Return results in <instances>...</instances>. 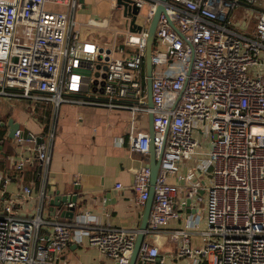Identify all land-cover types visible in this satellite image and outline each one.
Instances as JSON below:
<instances>
[{
  "label": "built area",
  "instance_id": "1",
  "mask_svg": "<svg viewBox=\"0 0 264 264\" xmlns=\"http://www.w3.org/2000/svg\"><path fill=\"white\" fill-rule=\"evenodd\" d=\"M159 1L111 0L126 27L102 44L84 27H107L108 20H82L80 0H0V96L55 108L42 135L18 128V156H7L15 171L37 165L40 183L11 196L5 185L12 175L0 172V264H56L71 243L85 240L118 264L129 262L139 230L101 223L91 212L44 217L56 115L67 102L126 110L127 141L140 153H149L150 134L138 131L137 118L154 113L155 149L159 155L164 145V152L138 256L143 264L167 260L163 232L177 243L174 264H264V0H168L157 21L150 108L144 57ZM187 160L210 178L205 227L199 212L167 230L182 209L199 205L195 171H181ZM150 175L148 165L135 172L137 204L150 196ZM18 203L34 211L22 214Z\"/></svg>",
  "mask_w": 264,
  "mask_h": 264
},
{
  "label": "crops",
  "instance_id": "2",
  "mask_svg": "<svg viewBox=\"0 0 264 264\" xmlns=\"http://www.w3.org/2000/svg\"><path fill=\"white\" fill-rule=\"evenodd\" d=\"M88 1L90 0H85L80 13ZM80 17L87 19L93 16L82 14ZM54 109L52 104L41 105L27 98L0 96V121L6 127V135L9 133L10 119L20 123V128L25 133L42 135L44 128L48 127L55 117ZM45 110L49 112V117L43 114ZM56 116V137L47 184L48 199L53 198L58 191L62 194L77 195L75 214L91 212L101 223L139 230L147 203L137 204L132 184L135 172L143 165L149 166L151 155L129 147L127 136L130 114L126 110H110L92 104L67 102L59 107ZM148 125L149 115L137 126L138 131L148 130ZM122 140L124 142L121 143ZM15 149L14 146L11 155L16 158L18 153L16 154ZM9 163V168L0 169V172L12 175V180L5 185L8 195L18 194L23 184L32 182L37 186L40 183L38 174L35 179L31 175L27 178L25 173L14 170V161L9 160ZM180 166L183 172L195 171L194 181L200 182L197 194L199 205L182 209L181 221L172 222L166 229L180 227L185 222L184 217L199 212L203 220L201 228H204V207L208 187L211 185L210 178L202 174L199 168L196 169L193 160L183 161ZM170 181L183 185V181H179L176 176H171ZM118 183L122 185L121 188L116 186ZM2 198L0 194V207ZM46 206L45 219L71 220L61 216L62 211L69 208L68 206L63 204L62 208L57 207L54 211L49 202ZM16 207L22 214L34 211L26 209L23 203H18ZM46 229H51V226L47 225ZM160 246L162 254L167 257L163 264H174L170 256L175 254L177 243L168 237L167 232H163ZM56 264H118V262L114 258L105 257L98 247L89 245L85 240L81 243L76 241L71 243L59 256Z\"/></svg>",
  "mask_w": 264,
  "mask_h": 264
},
{
  "label": "water",
  "instance_id": "3",
  "mask_svg": "<svg viewBox=\"0 0 264 264\" xmlns=\"http://www.w3.org/2000/svg\"><path fill=\"white\" fill-rule=\"evenodd\" d=\"M83 4L85 2V0H80ZM168 0H160L159 3L157 4V10L154 13L151 21H150V26H149V30H148V34H147V38H146V50H145V74L147 77L146 80V93L148 95V106L150 108L154 107V102H153V95H152V72H153V59H152V53L154 50V46H155V34H156V29L158 26V19L161 15L162 12H165L166 9V2ZM120 2V1H119ZM137 12V11H136ZM134 29V28H133ZM121 48L124 47V44L122 43V45L120 46ZM107 51L109 52V49H107ZM99 58H101V56H99ZM9 124V137L11 139L15 138V132L18 128H20V123H18L17 121L15 122L14 119H10V121L8 122ZM148 133L150 134V155H151V160L149 163V167H151V175H150V196L146 201V208H145V212L141 218V224L139 227V231L137 233V236L135 238V244L132 250V253L130 255V259L128 264H143V261L140 260L138 258L139 256V251L141 249L142 244L145 241V233H146V229L148 227V219L151 213V209L153 206V200H154V195H155V184L157 181V178L159 176L160 170H161V159H162V155L164 152V145L162 147V151L159 155H157V151L155 149V131H154V113L149 112V125H148ZM38 141L42 142L43 138L42 137H38ZM2 148V143L0 142V149ZM78 196L77 195H70V194H62L60 191L56 192V194L54 195L53 198H51L48 202L49 205L51 206L52 211L56 210L57 207L62 208V205H66L68 206L70 203H74V206L66 208L62 211L61 216L72 219L73 216L75 215V210H76V202H77ZM187 204L190 205L192 203V199H188L187 200ZM160 259H157V264H159Z\"/></svg>",
  "mask_w": 264,
  "mask_h": 264
},
{
  "label": "rangeland",
  "instance_id": "4",
  "mask_svg": "<svg viewBox=\"0 0 264 264\" xmlns=\"http://www.w3.org/2000/svg\"><path fill=\"white\" fill-rule=\"evenodd\" d=\"M48 8V7H47ZM59 10H62L59 8ZM148 12V7H144L142 9V13L146 15ZM90 15L95 18L103 19L106 18L108 20V26L103 28H90L88 25L84 27V33L90 32L99 42L102 44L107 43L114 39L116 30H123L126 27L125 20L122 16V13L111 6V0H90L86 2L85 9L80 15ZM85 21V18H82ZM123 37H118V41H122ZM120 54H118L119 56ZM148 117L146 114L143 117L137 118L136 124L137 126L143 120V118ZM148 119V118H147ZM147 123V122H146ZM146 127V126H144ZM204 226V225H203ZM152 241V239H150ZM178 264H183L182 262H177ZM153 264V263H146Z\"/></svg>",
  "mask_w": 264,
  "mask_h": 264
},
{
  "label": "trees",
  "instance_id": "5",
  "mask_svg": "<svg viewBox=\"0 0 264 264\" xmlns=\"http://www.w3.org/2000/svg\"><path fill=\"white\" fill-rule=\"evenodd\" d=\"M144 72H145V64H144ZM48 113L49 112H46V110L45 112L43 111V114L46 115L47 117H49ZM0 142L2 143L3 146V148L0 149V169L4 170L6 168H9L10 163L9 160L7 159V156L13 154L15 143L13 139H10L8 135H6V127L1 123V121H0ZM38 171L39 170L37 165H35V167L27 165L25 169L21 171V173H25L27 178L29 175H31L35 179Z\"/></svg>",
  "mask_w": 264,
  "mask_h": 264
}]
</instances>
